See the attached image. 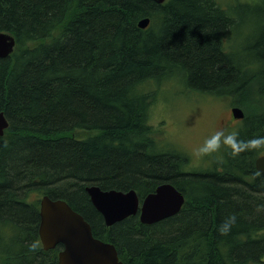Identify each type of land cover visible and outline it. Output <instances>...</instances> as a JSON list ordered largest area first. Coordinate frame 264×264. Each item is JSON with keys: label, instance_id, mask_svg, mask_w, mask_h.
Instances as JSON below:
<instances>
[{"label": "trees", "instance_id": "trees-1", "mask_svg": "<svg viewBox=\"0 0 264 264\" xmlns=\"http://www.w3.org/2000/svg\"><path fill=\"white\" fill-rule=\"evenodd\" d=\"M254 2L241 7L262 25L243 48L230 42L238 14L219 0H0V30L16 39L0 58V264H59L62 244L46 250L39 235L45 194L125 264H264V148L236 142L228 160L190 170L151 123L168 83L229 97L245 107L237 140L264 138V0ZM165 182L185 202L155 223L137 213L107 226L86 191L133 188L142 200Z\"/></svg>", "mask_w": 264, "mask_h": 264}, {"label": "water", "instance_id": "water-1", "mask_svg": "<svg viewBox=\"0 0 264 264\" xmlns=\"http://www.w3.org/2000/svg\"><path fill=\"white\" fill-rule=\"evenodd\" d=\"M163 3L166 0H154ZM149 17L138 21L146 28ZM16 47L14 35L0 30V58L10 56ZM235 118H244L245 113L239 106L232 107ZM9 126L3 111H0V135ZM258 171L264 173V154L255 160ZM91 202L102 214L107 226L139 213L144 223H155L177 214L184 202L185 195L170 182L159 184L154 191L142 200L135 189H102L98 185L86 187ZM39 235L43 247L48 250L62 244L58 254L59 264H125L119 257L114 243L94 235L91 223L84 215L74 209L66 200L53 199L45 194L40 200Z\"/></svg>", "mask_w": 264, "mask_h": 264}, {"label": "rangeland", "instance_id": "rangeland-1", "mask_svg": "<svg viewBox=\"0 0 264 264\" xmlns=\"http://www.w3.org/2000/svg\"><path fill=\"white\" fill-rule=\"evenodd\" d=\"M219 1L223 6H233L238 14L235 15V18L241 20V23L236 32L231 34L230 42L236 47H243L262 23L258 20L251 21V17L247 16L248 14L241 6L255 5L256 3L254 0ZM167 84L161 88L166 91V95L160 94L162 96H158L151 113V123L160 131V135H164V141L188 155L187 169L190 170L209 169L217 160H228L226 153L230 152L231 147L223 143H221L219 150L212 152L211 155L198 156L197 152L218 131H222L225 136L232 133V127L240 121L234 117L232 112V107L237 105L231 104L232 101L227 96L179 95L180 93L173 91L176 93L174 94L171 86ZM175 87L179 91L184 89L181 83ZM214 142L213 140L212 143Z\"/></svg>", "mask_w": 264, "mask_h": 264}, {"label": "clouds", "instance_id": "clouds-1", "mask_svg": "<svg viewBox=\"0 0 264 264\" xmlns=\"http://www.w3.org/2000/svg\"><path fill=\"white\" fill-rule=\"evenodd\" d=\"M218 133H219V136H217ZM237 137H238V133H236V132H232V133L228 134L227 136H225V134L222 131H218L211 138V140L205 142V146L198 150L197 155L198 156L211 155L212 152L219 150L221 143H223L224 145H227L229 147H233L234 143H236V142L250 145L249 148L246 150H255V149H259V148H264V143L260 142V141H264V138H261L259 140L244 142V141H238ZM213 140L215 141L214 143H212ZM5 146H7V145H5ZM232 154L234 156L239 155V153H237L234 148H233ZM229 219L232 221V224L230 227H225L224 224H222L219 227L218 231L221 235H228L231 231V227L235 225L236 217L233 215ZM33 247H35V246H33Z\"/></svg>", "mask_w": 264, "mask_h": 264}]
</instances>
